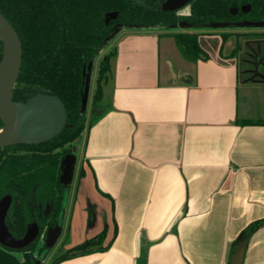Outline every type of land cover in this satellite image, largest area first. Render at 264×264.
Here are the masks:
<instances>
[{
	"label": "crops",
	"instance_id": "crops-1",
	"mask_svg": "<svg viewBox=\"0 0 264 264\" xmlns=\"http://www.w3.org/2000/svg\"><path fill=\"white\" fill-rule=\"evenodd\" d=\"M178 32L125 28L106 52L60 238L110 246L60 264H229L258 221L243 264H264V31L196 30L197 60Z\"/></svg>",
	"mask_w": 264,
	"mask_h": 264
},
{
	"label": "trees",
	"instance_id": "trees-1",
	"mask_svg": "<svg viewBox=\"0 0 264 264\" xmlns=\"http://www.w3.org/2000/svg\"><path fill=\"white\" fill-rule=\"evenodd\" d=\"M164 0H0L2 13L15 27L23 45V61L16 81L13 98L26 102L31 95L47 91L61 98L67 109V123L52 140L39 144H17L0 148V199L11 194L14 203L7 219L10 231L22 237L29 223L37 221L42 230L54 225V219H44V210L53 203L56 215L62 196L61 163L73 151L68 144L78 139L108 109L102 105V81L111 70L115 50L105 53L99 62L97 85L92 97L91 120L88 110L82 111L85 89L84 68L95 61L109 43L107 37L115 25L122 28L166 27L181 21L202 24L213 21L264 20V0H191L190 14L165 12L160 6ZM250 5L249 12L242 7ZM238 7L236 15L231 13ZM118 12L116 19L106 24L109 12ZM235 28V27H233ZM190 30V29H188ZM175 33L184 54L193 60L208 58L198 43L196 30ZM116 37V36H115ZM3 43L0 37V64ZM4 125L0 117V127ZM42 219H32L33 217ZM43 212V213H42ZM255 222L241 232L233 244L250 236L260 227ZM106 230L65 250L51 264L108 250L104 246ZM37 244L16 251L0 245V264H36L43 247L36 254Z\"/></svg>",
	"mask_w": 264,
	"mask_h": 264
},
{
	"label": "water",
	"instance_id": "water-1",
	"mask_svg": "<svg viewBox=\"0 0 264 264\" xmlns=\"http://www.w3.org/2000/svg\"><path fill=\"white\" fill-rule=\"evenodd\" d=\"M190 2L191 0H164L160 8L165 12H175L189 5ZM249 10L250 5L242 7L244 13ZM238 12V7L231 9L233 15H236ZM117 15L118 12L116 11L109 12L105 18L106 24L116 19ZM178 26L184 29H197L199 27L197 24L181 21L178 25H172L171 28H177ZM202 26L203 29L213 30L231 28H254V30H260L261 28L264 29V20L213 21L204 23ZM125 28H122L120 24L115 25L113 32L107 37L106 41L111 42ZM0 37L3 43V56L0 64V117L4 122V125L0 127V148L17 144H39L50 141L58 136L66 126L68 119L66 106L59 96L47 91L31 95L26 102L14 100V87L23 61V45L15 27L2 13H0ZM93 63L91 61L84 68L85 89L82 95V111L87 109L89 103V72L92 69ZM76 163L77 156L74 153L66 154L62 160L59 179L62 185L59 217L56 220L55 226L49 227L46 231L45 246L54 247L62 235L63 219H61V211L63 210V191L73 181ZM12 201V196L9 194L0 199V244L6 248L20 250L36 240L40 233V226L37 223L29 224L22 238L14 237L6 224V216ZM247 245L248 238L239 239L231 255L229 264H243Z\"/></svg>",
	"mask_w": 264,
	"mask_h": 264
},
{
	"label": "rangeland",
	"instance_id": "rangeland-1",
	"mask_svg": "<svg viewBox=\"0 0 264 264\" xmlns=\"http://www.w3.org/2000/svg\"><path fill=\"white\" fill-rule=\"evenodd\" d=\"M189 11V6H186L184 8H182L180 10V12L183 13H187ZM161 30H167V31H174V32H178V31H187L189 28L184 29L180 26H178L177 28H166V27H158ZM232 29V28H231ZM254 29V28H252ZM257 29V28H256ZM190 30H198V29H194V28H190ZM207 30H213V29H207ZM235 30H243V29H235ZM248 30V29H245ZM260 31H264L262 30V28L260 29ZM118 36V35H117ZM117 36L112 39L111 42H109L107 44V46L101 51V54L98 56V58L94 61L92 69L90 70L89 74H90V81H89V87H90V95H89V102L91 101V97L93 96L94 90L96 88L97 85V76H98V69H99V62L100 59L103 57V55L110 49V45H112V43L116 40ZM102 105H105V103L102 101ZM90 106V104L88 105ZM92 107V105L90 106V108ZM89 110V108H88ZM91 117V116H90ZM89 120H91V118H88ZM88 120V121H89ZM84 139V134H82L78 139H76L74 142L70 143L67 145V147H69L73 153L77 156V160H80L81 158V151H82V142ZM78 162V161H77ZM78 169V164L76 165V171ZM71 186H73V183L68 187V188H64L63 191V210L62 212V218H64V213H65V209L68 206V202H69V198L71 196ZM63 223H64V219H63ZM62 252V238L59 239V241L57 242V244L54 247H49V246H45L43 247V250L41 252V254L38 257V262L37 264H51V262L53 261L54 257ZM20 257L21 255L18 254Z\"/></svg>",
	"mask_w": 264,
	"mask_h": 264
},
{
	"label": "flooded vegetation",
	"instance_id": "flooded-vegetation-1",
	"mask_svg": "<svg viewBox=\"0 0 264 264\" xmlns=\"http://www.w3.org/2000/svg\"><path fill=\"white\" fill-rule=\"evenodd\" d=\"M187 6H189V11L187 12V13H182V12H180V11H175V12H178L179 14H184V15H188V14H190V5H187ZM234 8V7H233ZM250 9H251V7H250ZM250 11V10H249ZM248 11V12H249ZM247 13V12H246ZM248 20V19H247ZM172 25H174V24H172ZM171 25V26H172ZM178 25V24H177ZM21 39V38H20ZM22 42V41H21ZM62 189V188H61ZM9 194V193H8ZM8 194H5V195H8ZM4 195V196H5ZM9 195H11V194H9ZM12 196V195H11ZM12 199H13V201H12V204H11V206H10V209H9V211H8V213H7V216H6V224H7V219H15V218H13V216L10 214L11 213V209H12V206H13V203H14V198H13V196H12ZM53 203H48L47 204V206H46V209L43 211L44 212V219H54V225L53 226H55V224H56V220L58 219V217H59V210H60V207L58 208V210H57V213H56V215H54V213H53ZM42 212V213H43ZM38 215H40V217H33L32 219H42V217H41V212H40V214H38ZM32 223H37L39 226H40V224L37 222V221H33V222H31V223H29V224H32ZM28 224V225H29ZM7 226H8V224H7ZM53 226H49V227H53ZM49 227H47L45 230H42L41 229V226H40V233H39V236L36 238V240L35 241H33L29 246H31L33 243H36L37 244V249H36V254H38V252H39V250L42 248V247H44V244H45V238H46V231H47V229L49 228ZM8 228H9V226H8ZM27 228H28V226H27ZM10 230V229H9ZM26 231H27V229H26ZM26 231H25V233H26ZM11 232V231H10ZM12 233V232H11ZM24 233V234H25ZM13 234V233H12ZM13 236L14 237H16L14 234H13ZM24 236V235H23ZM22 236V237H23ZM22 237H16V238H22ZM1 245V244H0ZM29 246H27V247H29ZM27 247H25V248H23V249H20V250H18V249H13V250H15L16 251V255L18 256V257H20L18 254H20L21 255V257L20 258H22V250H24V249H26ZM10 249V248H9Z\"/></svg>",
	"mask_w": 264,
	"mask_h": 264
}]
</instances>
